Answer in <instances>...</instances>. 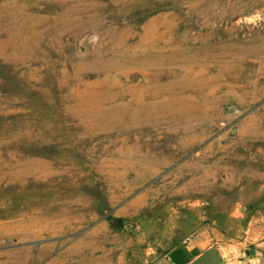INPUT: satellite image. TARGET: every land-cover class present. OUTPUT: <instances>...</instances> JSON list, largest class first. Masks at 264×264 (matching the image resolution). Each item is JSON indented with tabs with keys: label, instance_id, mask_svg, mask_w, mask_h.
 Segmentation results:
<instances>
[{
	"label": "rangeland",
	"instance_id": "obj_1",
	"mask_svg": "<svg viewBox=\"0 0 264 264\" xmlns=\"http://www.w3.org/2000/svg\"><path fill=\"white\" fill-rule=\"evenodd\" d=\"M204 230L264 264V0H0V264Z\"/></svg>",
	"mask_w": 264,
	"mask_h": 264
},
{
	"label": "crops",
	"instance_id": "obj_2",
	"mask_svg": "<svg viewBox=\"0 0 264 264\" xmlns=\"http://www.w3.org/2000/svg\"><path fill=\"white\" fill-rule=\"evenodd\" d=\"M232 246L230 241H219L214 233L204 230L182 240L150 264H240L238 255L231 254Z\"/></svg>",
	"mask_w": 264,
	"mask_h": 264
},
{
	"label": "bare ground",
	"instance_id": "obj_3",
	"mask_svg": "<svg viewBox=\"0 0 264 264\" xmlns=\"http://www.w3.org/2000/svg\"><path fill=\"white\" fill-rule=\"evenodd\" d=\"M208 49H209V48H208ZM256 52H257V51H256ZM211 54H212V53H211ZM214 54H216V53H214ZM256 54H257V53H256ZM258 54H259V53H258ZM208 55H209V54H208ZM202 56H203V55H202ZM202 56H201V57H202ZM195 57H196V56H195ZM195 57H194V58H195ZM197 57H198V55H197ZM199 58H200V57H199ZM203 58H204V56H203ZM197 59H198V58H197ZM230 72H231V71H230Z\"/></svg>",
	"mask_w": 264,
	"mask_h": 264
}]
</instances>
